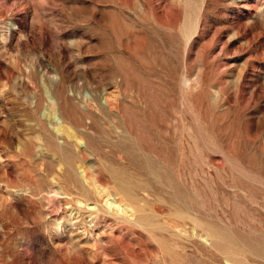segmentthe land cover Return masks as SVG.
I'll return each mask as SVG.
<instances>
[{
    "label": "rangeland",
    "instance_id": "rangeland-1",
    "mask_svg": "<svg viewBox=\"0 0 264 264\" xmlns=\"http://www.w3.org/2000/svg\"><path fill=\"white\" fill-rule=\"evenodd\" d=\"M151 1L0 0V264H264V0Z\"/></svg>",
    "mask_w": 264,
    "mask_h": 264
},
{
    "label": "bare ground",
    "instance_id": "bare-ground-1",
    "mask_svg": "<svg viewBox=\"0 0 264 264\" xmlns=\"http://www.w3.org/2000/svg\"><path fill=\"white\" fill-rule=\"evenodd\" d=\"M139 2H140V1H139ZM171 2H172V1H171ZM144 3H145L146 5H148L150 8L154 9L151 0H144ZM141 4H142V2H141ZM172 8L174 9V11H176L177 4H173V5H172ZM52 102H53V101H52ZM57 118H58V117H57ZM53 119H54V118H53ZM55 119H56V118H55ZM61 119H62V118H61ZM61 119H60V120H61ZM51 120H52V119H51ZM52 121H53V120H52ZM54 121H55V120H54ZM50 122H51V121H50ZM55 122H56V121H55ZM61 123H62V121H61ZM54 128H55V127H54ZM66 128H67V127H66ZM68 129H69V128H68ZM63 130H64V129H63ZM59 131H60V130H59ZM57 132H58V131H57ZM67 132H68V131H67ZM68 134H69V133H68ZM59 135H60V134H59ZM73 135H74V134H73ZM60 136H62V135H60ZM75 136H77V135H75ZM75 136H74V137H75ZM52 137H53V135H52ZM78 137H80V136H78ZM78 137L76 138L77 140L79 139ZM56 138H57V137H56ZM56 138H55V139H56ZM59 138H60V137H59ZM69 138H71V136H70ZM69 138H68V139H69ZM57 139H58V138H57ZM67 141H68V140H67ZM79 141H80V140H79ZM67 143H68V142H67ZM77 143H78V142H77ZM77 143H76V144H77ZM72 144H73V143H72ZM74 145H75V144H74ZM58 146H59V145H58ZM74 147H75V146H74ZM82 147H83V146H82ZM79 168H80V167H79ZM83 171H84V170H83ZM81 174H82V173H81ZM81 174H80V175H81ZM83 175H84V174H83ZM91 177H92V176H91ZM85 178H86V177H85ZM93 185H95V184H93ZM96 186H97V185H96ZM91 187H92V186H91ZM101 191H102V190H101ZM91 192H92V191H91ZM94 193L97 194L96 192H94ZM108 195H109V194H108ZM106 198H108V197H106ZM106 198H105V199H106ZM85 199H86V198H85ZM111 199H112V198H111ZM114 199H115V198H114ZM76 200L78 201V199H76ZM103 200H104V199H103ZM79 201H80V200H79ZM83 201H84V200H83ZM95 201H97V200H95ZM104 201H105V200H104ZM104 201H102V202H104ZM106 201H107V199H106ZM109 201H110V200H109ZM102 202H101V203H102ZM104 203H105V202H104ZM104 203H103V204H104ZM107 203H109V202L107 201ZM116 203H117V202H116ZM116 203H115V204H116ZM120 203H121V202H120ZM120 203H119V204H120ZM105 204H106V203H105ZM115 204H114V205H115ZM101 205H102V204H101ZM111 205H112V204H111ZM117 205H118V204H117ZM91 206H92V205H91ZM102 206H103V205H102ZM105 206H107V205H105ZM118 206L120 207L121 204L118 205ZM109 207H110V206H109ZM109 207H108V208H109ZM113 207H115V206H113ZM123 207H124V206H123ZM123 207H122V208H123ZM127 207H128V206H127ZM88 208H89V206H88ZM91 208H92V207H91ZM108 208H107V209H108ZM117 208H118V207H117ZM125 208H126V207H125ZM125 208H124V209H125ZM120 209H121V208H120ZM111 210H112V209H111ZM114 210H115V209H114ZM112 211H113V210H112ZM114 212H115V211H114ZM127 214H128V213H127ZM129 215H130V214H129Z\"/></svg>",
    "mask_w": 264,
    "mask_h": 264
}]
</instances>
